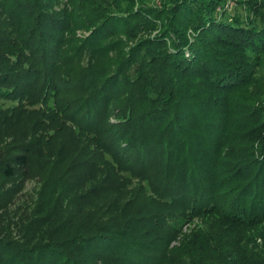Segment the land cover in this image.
<instances>
[{
	"label": "trees",
	"instance_id": "obj_1",
	"mask_svg": "<svg viewBox=\"0 0 264 264\" xmlns=\"http://www.w3.org/2000/svg\"><path fill=\"white\" fill-rule=\"evenodd\" d=\"M61 1L0 0V101L54 98L87 135L89 162L102 177L88 189L65 171L54 181L42 177V214L28 236L47 238L29 245L0 237V264H163L164 244L179 232L169 222L187 212L242 224L256 219V204L264 201V110L253 107L235 131L230 115L240 112L228 100L252 74L249 55L264 47V27L248 17L227 18L225 0L137 2L115 14L105 11L108 0H68L57 9ZM82 14L91 33L75 41L73 19ZM117 31L135 45L112 63L92 58L103 52L95 42ZM250 148L236 169L255 170L253 179L231 187L233 195L240 191L229 201L218 160ZM33 156L27 145L10 156L0 148V172L28 174ZM125 174L140 183L129 189ZM101 195L100 210H91L97 218L85 215L72 229L77 216L70 206ZM221 201L224 212L217 209ZM7 202L0 198V210ZM188 239L207 249V232L192 231ZM184 247L193 258V247Z\"/></svg>",
	"mask_w": 264,
	"mask_h": 264
},
{
	"label": "rangeland",
	"instance_id": "obj_2",
	"mask_svg": "<svg viewBox=\"0 0 264 264\" xmlns=\"http://www.w3.org/2000/svg\"><path fill=\"white\" fill-rule=\"evenodd\" d=\"M67 1L62 0V6H56L57 9L62 8ZM168 1L170 0H108L109 4L105 11L115 14L119 12L122 4L129 6V10L137 2L162 7ZM223 9L227 11L226 15L229 19L239 16L245 21V18L248 17L258 28L264 27V0H225ZM82 15L73 19L74 35L71 33V36H74L75 41H79L80 38L91 33L90 20L87 14ZM156 33L154 32V34ZM134 42L135 39L127 37L122 31L107 33L95 42L97 49L102 48L103 52L92 58L107 60L110 61L109 63L118 61L125 55V51H129L127 49L129 45H135ZM112 44L117 48L111 49ZM247 53L249 55L250 52L247 51ZM249 56L254 60V64L251 66L252 74L246 83L235 89L231 99L228 100V105L240 112L230 115L232 128L235 131L243 129L237 119L253 113L251 110L253 107H260L264 110V47ZM80 60L82 66H87L88 54H84ZM130 73H134L133 69ZM60 111L56 108L54 98L45 100L43 103L41 101L28 102L26 98L0 101V148L10 156L23 152L27 145L32 148L34 153L31 171L28 174H23L20 170L13 178H7L0 172V198L4 202L8 201L0 210V237L5 240L13 239L23 242V244L34 245L47 238L48 234L42 233L36 238L28 236V227L31 228L32 220L42 214L37 210L41 202L42 177L50 176L54 181L57 175L65 171L66 178H76L80 184L84 185V189L93 187L100 182L101 172L89 162L91 150L88 147L90 143L87 135H82L67 118L70 117L71 112L63 114ZM71 151L72 155H70ZM250 151L251 148L247 149L241 156L236 152H230L218 160V166L216 161L213 162L217 166L216 171L221 176H226L223 178L221 191L231 189L234 185L236 187L239 184H242L240 186L242 188L251 178L253 179L255 170L250 173L247 167L236 169L241 158L251 157L246 155ZM69 165L70 167L67 169ZM125 175L130 177L129 189L140 183L130 174ZM240 188L238 190L235 188L234 195L232 189L229 190L231 192L229 201L232 198L235 201V195L239 193ZM74 193L80 192L74 191ZM71 195L64 194V197ZM103 198L104 196L101 195L91 199H81L80 206L73 203L70 208L76 211L77 218L72 229L83 217L90 216L96 219L97 217L91 210L96 208L100 210V205L105 201ZM123 199L125 200V196ZM250 199L252 198L249 197ZM239 201L238 203L242 205ZM259 201L256 204L259 215L256 219L244 224L232 221L229 216L226 218L223 215L220 218L217 213L213 212L200 215H192L187 212L179 220L173 219L169 223L174 225L179 232L174 239L165 243L164 247L163 244H160L161 249L163 247L161 255L165 257L163 264H264V201ZM223 205L224 203L221 201L217 209L224 212L225 206ZM261 212L262 215H260ZM45 213L46 211L43 212V214ZM43 229L49 228L46 226ZM197 230L207 232L209 241L204 247H207L206 250L197 249V244L196 246L192 244V248L188 243L190 233ZM54 238L56 239V237ZM181 238L183 239L181 240ZM184 245L192 248L193 258L186 254Z\"/></svg>",
	"mask_w": 264,
	"mask_h": 264
}]
</instances>
